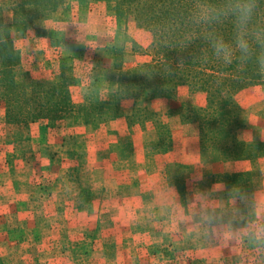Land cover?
Returning a JSON list of instances; mask_svg holds the SVG:
<instances>
[{"label": "rangeland", "instance_id": "rangeland-1", "mask_svg": "<svg viewBox=\"0 0 264 264\" xmlns=\"http://www.w3.org/2000/svg\"><path fill=\"white\" fill-rule=\"evenodd\" d=\"M0 17L7 22L12 21L11 0H0ZM44 25L49 35L37 37V41L23 33L15 35L21 57L16 68V79L28 90H31L34 82L54 80L66 71L76 78L72 92L75 101L80 102L84 95L107 91L117 82L115 45L127 51V67L143 60L139 56L134 57L131 51L134 38L147 44V36L133 28L120 31L114 6L106 1L67 0ZM36 50L40 54H31ZM45 50L49 52L45 53ZM185 96V93H178L172 99L171 106L177 107ZM201 99L203 96L200 95L195 101ZM131 107V101L123 103L125 114ZM245 112L248 122V113ZM123 118L120 120L126 122V118ZM80 126L73 119L50 125L47 129L41 126L39 132L43 138H39L40 143L36 142L33 148L23 147L22 153L10 156L3 155L0 149V264H207L205 259L194 255L191 248L187 250V255L176 254V244L170 238L175 235L176 229L170 224L168 228L165 226L167 218L159 211L160 204L155 202V198L147 199L142 205L133 204L131 210L127 211L102 209L103 200L106 199L104 182L89 165V147L84 134L77 132ZM115 127L109 125V129ZM112 132L115 134L109 130L110 134ZM251 134L257 140L261 131L254 129L249 137ZM69 136L86 147L85 168L90 171L92 179H82V185L78 180H70L69 159L61 155L51 162L49 157V154L60 149L64 139ZM123 143L120 138L110 151L115 156V172L124 174L136 168L139 154L135 152L132 142H129L131 145ZM144 149L149 164L147 172L153 173L156 153L149 145ZM200 154L202 163H216L203 157L202 152ZM251 163L253 167L257 166L256 161ZM191 170L186 165H179L174 170L176 188L183 201L185 175L190 174ZM21 176L28 178L24 186H28L26 189L31 192L30 196L18 194ZM222 176V173L219 174V177ZM56 177L58 182L52 185L47 183L48 179ZM254 183L257 190L264 186L261 171L257 177L254 175ZM84 185L92 189L94 197L83 208L79 194ZM121 193L126 197V185L121 186ZM94 203L98 209H95ZM253 204L255 201L246 195L234 217L228 213L224 203L221 212H213L211 223L216 225L239 217L246 218L250 216V210H258L252 213L253 219L262 221L264 205L255 209ZM208 230L210 235H215L213 227ZM245 251H249L248 245ZM244 255L248 254L241 253V260ZM255 263L256 260L252 264Z\"/></svg>", "mask_w": 264, "mask_h": 264}, {"label": "trees", "instance_id": "trees-1", "mask_svg": "<svg viewBox=\"0 0 264 264\" xmlns=\"http://www.w3.org/2000/svg\"><path fill=\"white\" fill-rule=\"evenodd\" d=\"M66 1L11 0L12 21L0 17V103L5 105L6 123H42L47 129L73 119L79 125L90 127L125 117L129 128L135 132L145 131L149 126L155 129L157 140L149 146L157 155L172 150L174 136L169 119L178 116L182 125L198 126L201 152L211 162H254L264 157V142L248 141L243 136L248 122L238 101L240 93L263 86L264 79L258 77L253 64L238 66L234 61L232 65H224L214 57L206 36L215 30L231 41L232 25L230 22L212 26L195 23L196 6L206 0H102L114 6L120 31L133 28L147 36V44L134 38L131 51L134 57L143 60L127 67V51L115 45L117 85L104 92H90L80 102L75 101L72 92L76 78L66 71L54 80L34 82L28 90L16 79L21 57L15 35L33 32L35 37L48 36L44 23ZM257 3L254 23H264V0ZM183 88L188 90V99L173 108L172 99ZM199 95L203 96L202 105L195 101ZM157 99L169 100L171 109L163 113L150 107L149 103ZM127 100H132L133 105L125 114L123 103ZM64 140L60 149L49 157L51 162L61 155L69 159L68 176L82 185V179H92L85 168L86 147L71 136ZM123 142H132V137ZM225 178L229 191L235 196L253 189L249 172ZM58 181L56 177L48 179L47 183L52 185ZM93 197L92 189L82 186L79 201L83 208Z\"/></svg>", "mask_w": 264, "mask_h": 264}, {"label": "crops", "instance_id": "crops-1", "mask_svg": "<svg viewBox=\"0 0 264 264\" xmlns=\"http://www.w3.org/2000/svg\"><path fill=\"white\" fill-rule=\"evenodd\" d=\"M24 35L35 41L38 39L32 33ZM48 52L45 50V53ZM31 54L36 55L40 52L31 51ZM116 85L117 82L112 87ZM180 92L186 94L182 101L187 100L188 90L183 88ZM127 101H131L133 105L132 100ZM238 101L249 117L248 129L243 133L244 138L254 141L255 137L252 134L249 137V133H253L254 129H259L261 135L257 140L264 142V84L240 93ZM202 102L204 103L203 99L196 103L202 105ZM170 103L167 99H157L150 102L149 106L166 113L167 105L169 106ZM0 105V118L3 122L0 125V149L3 150V155H17L22 153L21 148L31 149L36 142L40 143L39 138H43L39 132L40 127L43 126L42 123L8 124L5 121V105L3 103ZM169 109L171 106L168 107ZM169 122L174 136L173 147L165 154H154L156 169L153 173L147 172L149 164L144 149L146 145L157 140L156 131L152 126L145 131L135 132L129 128L127 121L119 119L109 123V125L116 126L113 129H109V125L79 127L77 132L84 134L83 138L89 147V165L104 182V198L106 199L103 200L102 209L127 211L131 210L130 206L133 204L142 205L147 199L155 198V202L160 204L159 211L167 218L165 226L168 228L170 224L176 229L175 235L170 238L174 239L177 255H187L189 254L187 250L191 248L193 254L205 259L207 264H252L255 260V264H264V251H258L247 237L225 238L227 233H235L247 223H264V217L262 221L253 219L252 213L259 212L258 210H250L251 214L246 218L239 217L233 221L216 225L211 223L213 212H221L224 203H226L228 213H232L235 217L234 213L238 212L246 195L255 201L253 208L258 209L262 204L264 205V186L257 190L258 187L254 183V175L257 177L261 171L264 176V157L256 160L257 166L255 167L252 166L251 161L202 163L198 126L195 124L182 125L178 116L170 118ZM109 130H113L115 134L113 132L110 134ZM129 136L132 137L135 152L139 154L136 168L124 174L115 172L113 168L115 156L110 148L118 144L120 138L125 139ZM179 165H186L192 169L190 174L185 175L184 201L176 188L174 170ZM243 172L251 174L253 189L249 193L235 196L229 191L225 177ZM221 173L223 176L219 177ZM20 179L22 181L19 183L18 194L30 196L31 192L26 189L28 186H24L28 178L21 176ZM123 185L127 186L126 197H123L121 193ZM94 207L98 209L96 203ZM262 216H264V207ZM211 227L214 228L215 235H210L208 229ZM247 245L249 251L246 252ZM241 253L248 255H244V259L241 260Z\"/></svg>", "mask_w": 264, "mask_h": 264}, {"label": "clouds", "instance_id": "clouds-1", "mask_svg": "<svg viewBox=\"0 0 264 264\" xmlns=\"http://www.w3.org/2000/svg\"><path fill=\"white\" fill-rule=\"evenodd\" d=\"M257 0H206L196 6L193 13L195 23L203 25H232L231 41L213 30L206 39L214 57L224 65L253 64L258 77L264 79V23H254ZM247 237L258 251H264V223H247L225 238Z\"/></svg>", "mask_w": 264, "mask_h": 264}]
</instances>
